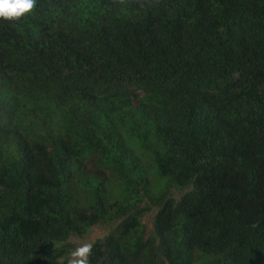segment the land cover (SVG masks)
I'll list each match as a JSON object with an SVG mask.
<instances>
[{
    "label": "trees",
    "instance_id": "obj_1",
    "mask_svg": "<svg viewBox=\"0 0 264 264\" xmlns=\"http://www.w3.org/2000/svg\"><path fill=\"white\" fill-rule=\"evenodd\" d=\"M96 226L89 264H264V0L0 18V264Z\"/></svg>",
    "mask_w": 264,
    "mask_h": 264
},
{
    "label": "clouds",
    "instance_id": "obj_2",
    "mask_svg": "<svg viewBox=\"0 0 264 264\" xmlns=\"http://www.w3.org/2000/svg\"><path fill=\"white\" fill-rule=\"evenodd\" d=\"M36 0H0V18L9 21L17 20L25 13H29ZM93 244L84 243L74 248L70 253L67 264H89Z\"/></svg>",
    "mask_w": 264,
    "mask_h": 264
},
{
    "label": "rangeland",
    "instance_id": "obj_3",
    "mask_svg": "<svg viewBox=\"0 0 264 264\" xmlns=\"http://www.w3.org/2000/svg\"><path fill=\"white\" fill-rule=\"evenodd\" d=\"M157 189H158V187L156 188V190ZM174 192L176 194L179 193L177 190H174ZM153 216H154V213L151 212V213L147 214V216L145 217V224H146L148 230H151L152 229V226H153ZM105 233H106V229L104 227H97L96 226L85 237L78 238V239H74L75 245L77 247V246L82 245L84 243H91L92 241L96 240L97 238L103 237V235Z\"/></svg>",
    "mask_w": 264,
    "mask_h": 264
}]
</instances>
